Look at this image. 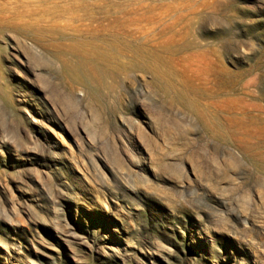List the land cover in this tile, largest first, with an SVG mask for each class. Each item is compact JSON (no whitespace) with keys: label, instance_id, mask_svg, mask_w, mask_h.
I'll list each match as a JSON object with an SVG mask.
<instances>
[{"label":"rangeland","instance_id":"rangeland-1","mask_svg":"<svg viewBox=\"0 0 264 264\" xmlns=\"http://www.w3.org/2000/svg\"><path fill=\"white\" fill-rule=\"evenodd\" d=\"M0 15V246L38 264H264V0H0ZM71 22L162 61L101 65L111 85L91 99L35 39Z\"/></svg>","mask_w":264,"mask_h":264},{"label":"bare ground","instance_id":"bare-ground-1","mask_svg":"<svg viewBox=\"0 0 264 264\" xmlns=\"http://www.w3.org/2000/svg\"><path fill=\"white\" fill-rule=\"evenodd\" d=\"M70 24L73 28L70 32L66 31V28L56 29L51 34L53 38L48 39V42L44 38L43 31H38L35 39L54 50L63 63V71L67 77L72 80L76 88L83 89L91 99L96 98L93 86H100L102 83L105 86L110 84V76L101 71V65L124 73L127 65L138 64L139 57L147 56L158 63L162 61L163 50L161 49L149 48L144 44L133 46L118 34L109 38L97 37L93 33H83L87 30L85 24L72 22ZM155 43L159 44V42ZM187 62L197 70L205 69L198 58H188ZM157 86L159 89L167 90L164 85L158 84ZM178 96L182 101L184 100L181 93ZM33 122L39 123L40 121L33 120ZM39 128L41 129V126ZM29 252L9 250L0 246V264H38L35 260L38 254L34 250H29Z\"/></svg>","mask_w":264,"mask_h":264}]
</instances>
